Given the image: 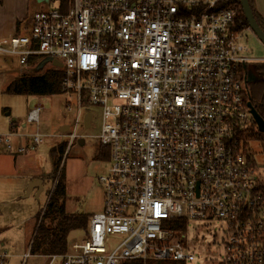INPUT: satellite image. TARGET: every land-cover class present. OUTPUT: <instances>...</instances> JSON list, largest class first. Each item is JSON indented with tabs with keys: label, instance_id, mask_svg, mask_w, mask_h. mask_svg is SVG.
<instances>
[{
	"label": "built area",
	"instance_id": "2783aa9c",
	"mask_svg": "<svg viewBox=\"0 0 264 264\" xmlns=\"http://www.w3.org/2000/svg\"><path fill=\"white\" fill-rule=\"evenodd\" d=\"M35 7L20 33L0 39V55L28 68L37 66L31 57L59 61L52 67L63 72L66 109L76 112L65 141L84 139L78 131L95 107L94 139L110 150L99 180L103 211L50 264L194 263L185 238L195 221L222 225L225 257L217 263L264 264L263 174L241 137L254 122L246 66L264 59L249 55L250 29L236 28L237 0H35ZM42 109L29 111L24 128L40 122ZM17 129L12 122L0 136L9 153L59 142ZM12 138L29 143L14 146Z\"/></svg>",
	"mask_w": 264,
	"mask_h": 264
},
{
	"label": "rangeland",
	"instance_id": "374dc122",
	"mask_svg": "<svg viewBox=\"0 0 264 264\" xmlns=\"http://www.w3.org/2000/svg\"><path fill=\"white\" fill-rule=\"evenodd\" d=\"M0 35L5 37L20 33L24 23H28V16L33 12L35 0H0ZM256 14L264 22V0H252ZM27 20V21H26ZM264 26V23H262ZM244 44L249 49V55L255 59H264V45L257 39L254 33L249 30L244 39ZM44 59L39 61V64ZM255 64V63H254ZM43 66L28 68L19 64L18 58L14 56L0 55V136L9 133L6 120L14 121L19 127L18 133L30 135L37 131L48 136H59V142L65 141V135L69 132L60 131L63 126H72L75 117V107L72 110L66 109L67 95L59 94L55 96H20L6 93L8 84L22 74H41L46 69L52 67L50 62ZM252 64L249 65L251 67ZM242 77V74H241ZM36 105H42L38 124H27L25 128L20 127L21 122H27V115ZM92 114L91 127L85 129L81 126L78 133L84 136V143L78 140L67 146L57 178L60 172L65 180L66 186V214L80 218L89 217L92 214L101 213L104 206V191L100 183V178L108 171L110 166V150L102 147L94 139L101 131V112L98 108L88 109ZM9 116H7V114ZM25 146L29 142L27 139L12 138L11 142L17 146ZM49 142L39 146L36 151L28 150L23 156L32 157L29 165L23 169L37 170L43 174L54 176L52 166L51 149L54 147ZM252 149L256 152L259 162L262 161L260 147L258 143H251ZM0 227H3L4 238L10 236L13 241L14 251L25 252L34 241L38 228V216L45 212L50 193L55 185L50 177L44 179L43 191L40 198L37 194H29V183L26 192L22 193L26 178L19 176L13 170L12 154L6 151L5 144L0 143ZM41 215V216H42ZM84 230H74L68 236V243L79 241L85 238ZM222 225L216 221L211 224L207 222H190L186 235V243L189 251L196 255V261L188 264H210L216 263L225 257ZM113 240L111 246L113 247ZM31 255L24 258L22 264H49L51 256L48 258H36ZM46 256V255H44ZM21 260V259H20ZM19 260V261H20ZM21 264V263H17ZM53 264H61L57 259Z\"/></svg>",
	"mask_w": 264,
	"mask_h": 264
},
{
	"label": "trees",
	"instance_id": "16d2710c",
	"mask_svg": "<svg viewBox=\"0 0 264 264\" xmlns=\"http://www.w3.org/2000/svg\"><path fill=\"white\" fill-rule=\"evenodd\" d=\"M239 5L240 15L236 21V28L238 31L249 29L247 20L243 15L240 1ZM252 10L255 18L264 31L263 20L256 14L253 8L252 0H250ZM44 58L31 57L29 59V66L32 67L38 64ZM46 60V59H44ZM44 62V61H43ZM41 62V64L43 63ZM37 65L40 67V65ZM245 90L244 100L246 106L250 103L257 111L259 116L264 120V64H252L246 66ZM254 74V80H250V73ZM63 80L62 70L50 67L41 74H22L14 78L7 86L6 93L20 96H55L61 94ZM241 137L244 141V146L248 152V156L253 161L258 169L262 170L263 178L261 182V189L264 192V132H260L255 122L248 131L243 132ZM258 143L260 147V155L262 161L257 159L256 152L252 149L251 143ZM68 142L64 141L51 149L52 166L54 170L55 187L50 193V199L47 203L43 215L40 213L38 220V228L35 234L34 241L31 244V255H63L68 249V236L74 230H84L89 227V217L80 218L66 214V186L65 180L60 172L57 178V173L60 169L64 154L66 152ZM42 215V216H41ZM179 227L184 231L186 229V222H179ZM120 264H144L138 260L123 261ZM145 264H185L184 262H176L171 260H148ZM223 264V263H210Z\"/></svg>",
	"mask_w": 264,
	"mask_h": 264
},
{
	"label": "crops",
	"instance_id": "0c3cea01",
	"mask_svg": "<svg viewBox=\"0 0 264 264\" xmlns=\"http://www.w3.org/2000/svg\"><path fill=\"white\" fill-rule=\"evenodd\" d=\"M1 5V4H0ZM5 35H0V39L4 38ZM10 113H8L7 116H9ZM8 123V129L10 130V123H16L14 121H11L9 119L6 120ZM17 124V123H16ZM26 124V122H21L20 127L24 128V125ZM19 131V127L17 129ZM18 139V138H16ZM18 144H20V142L17 140V146ZM1 154V153H0ZM12 154V156H10L11 158H13L14 162H13V170L15 171V173H17L19 176L25 177L26 178V183L24 188L22 189V193L26 192V187L27 184L29 183V187L30 185L33 183L31 190L29 191V194H37V198H40V196L42 195V189H40L38 187V183L34 182L37 179H41V176L43 173H41L40 171L37 170H28L26 171L25 169H23V166H27L29 165V162L32 161V157H28L27 159L25 158V156H23L22 154H16V153H10ZM25 154V153H24ZM44 184V182H43ZM7 228L3 229V227H0V264H17V263H23L24 258H28V256L30 257V248H27V250L23 253L21 252H17L14 251V247H13V241L11 240L10 236L7 238V240H5L4 238V230H6ZM32 244V243H31ZM31 246V245H30ZM33 257L36 258H48L47 256H43V255H34ZM21 259V260H20ZM20 260V261H19ZM50 264V263H49Z\"/></svg>",
	"mask_w": 264,
	"mask_h": 264
},
{
	"label": "water",
	"instance_id": "95a60500",
	"mask_svg": "<svg viewBox=\"0 0 264 264\" xmlns=\"http://www.w3.org/2000/svg\"><path fill=\"white\" fill-rule=\"evenodd\" d=\"M39 1L40 0H38V2ZM45 1H47V0H45ZM239 1H240L242 11H243V15L248 22L249 29L254 33V35L257 37V39L264 45V31L262 30V28L260 27V25L258 24V22L255 18L254 12H253L251 4H250V0H239ZM46 62H50L53 66L58 67V68L62 67V64L57 60L46 59V60H44L42 65H44V63H46ZM40 67L42 68L43 66H40ZM250 68L251 67H249V69ZM249 79L254 80V74L252 72L250 73ZM248 108L250 110V114H251L255 124L257 125L258 130L260 132H264V120L259 116L257 111L254 109V107L250 103H248ZM91 119H92V114L90 112L85 114L84 120H83L85 129H89L91 127ZM68 128H69V126H63L60 128V131L64 132L65 130H68ZM79 143L83 144L84 140L83 139L79 140ZM47 177H50L51 179H53V175L42 174L41 179H37L34 182H37L38 187L43 190V182H44V179ZM32 185H33V183L30 185L28 193L31 190Z\"/></svg>",
	"mask_w": 264,
	"mask_h": 264
}]
</instances>
